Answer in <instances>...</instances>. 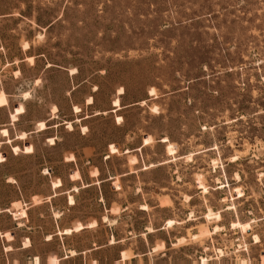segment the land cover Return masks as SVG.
<instances>
[{"label": "rangeland", "instance_id": "rangeland-1", "mask_svg": "<svg viewBox=\"0 0 264 264\" xmlns=\"http://www.w3.org/2000/svg\"><path fill=\"white\" fill-rule=\"evenodd\" d=\"M2 93L0 264H264V0H0Z\"/></svg>", "mask_w": 264, "mask_h": 264}, {"label": "bare ground", "instance_id": "bare-ground-1", "mask_svg": "<svg viewBox=\"0 0 264 264\" xmlns=\"http://www.w3.org/2000/svg\"><path fill=\"white\" fill-rule=\"evenodd\" d=\"M73 73V72H72ZM122 90V89H121ZM153 91L155 92V90L153 89ZM121 93H123V90H122V92ZM152 94V93H151ZM90 100H92V98L90 99ZM7 99H6V96H5V94H1L0 95V105H2V106H6L7 105ZM119 106H120V101H119V99H117L116 101H115V104H114V107H118L119 108ZM76 110H78V108H75ZM12 120L13 121H16L17 119H16V117L14 116V115H12ZM122 119L121 118H118V121H121ZM71 126H72V124H71ZM47 127H46V125L44 124V123H41L40 124V130L42 131V130H45ZM2 134L4 135V137H7L8 135H9V133H8V130L7 129H4V130H2ZM24 138H26V133H24V134H22L21 136H19V139H24ZM52 142H54L53 141V139L51 140ZM8 142L10 143L11 142V140H8ZM14 150L16 151V152H18L20 149L18 148V147H15L14 148ZM70 201L72 202V203H74V199H73V197H70ZM171 223V222H170ZM39 262V260L37 259V263Z\"/></svg>", "mask_w": 264, "mask_h": 264}]
</instances>
